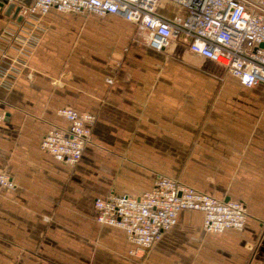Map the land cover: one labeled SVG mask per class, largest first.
<instances>
[{
  "label": "crops",
  "instance_id": "crops-1",
  "mask_svg": "<svg viewBox=\"0 0 264 264\" xmlns=\"http://www.w3.org/2000/svg\"><path fill=\"white\" fill-rule=\"evenodd\" d=\"M157 12L173 7L162 1ZM12 20L0 11V56L15 69L0 84V171L14 183L0 187V264H264V84L242 86L176 40L154 50L118 15L51 9ZM18 26L37 38L28 55L3 35ZM187 65L210 76L169 74ZM61 107L96 116L73 166L40 147L53 125H67ZM158 175L243 202L244 228L208 233L201 212L181 210L131 254L122 229L96 221L94 201L143 195Z\"/></svg>",
  "mask_w": 264,
  "mask_h": 264
},
{
  "label": "built area",
  "instance_id": "built-area-1",
  "mask_svg": "<svg viewBox=\"0 0 264 264\" xmlns=\"http://www.w3.org/2000/svg\"><path fill=\"white\" fill-rule=\"evenodd\" d=\"M165 1L172 15L157 12ZM51 9L61 12L118 15L134 23L146 44L164 49L171 40L185 44L192 53L225 65L239 84L251 87L264 84V0H33L20 5L22 20L41 18ZM20 21H18L20 23ZM15 22V19L12 20ZM18 26L4 29L7 39L20 43V54L28 55L37 44L33 33L22 34ZM0 56V84L11 85L12 62ZM57 113L66 126L53 125L40 147L57 161L75 165L90 142L96 116L61 107ZM4 115L0 113V122ZM0 187L13 188L9 175L0 171ZM96 221L122 229L135 245L131 254L143 255L163 233L172 227L181 210L203 214V229L221 233L242 230L248 218L246 205L238 200H223L203 193L177 178L158 175L150 191L133 197L109 194L94 201Z\"/></svg>",
  "mask_w": 264,
  "mask_h": 264
},
{
  "label": "rangeland",
  "instance_id": "rangeland-1",
  "mask_svg": "<svg viewBox=\"0 0 264 264\" xmlns=\"http://www.w3.org/2000/svg\"><path fill=\"white\" fill-rule=\"evenodd\" d=\"M170 59H173V60H176V59H179L181 60L180 58L178 57H174V56H171ZM187 65L186 68H182V67H171L169 69V74L171 76H182V77H187V78H191V77H194V76H210V74L208 73V71H206L204 69V65H203V68L202 69H199V68H193V66H189ZM215 90H218L219 92H223V91H227L225 88H223V84L221 83H218L216 85V89ZM218 97V96H217Z\"/></svg>",
  "mask_w": 264,
  "mask_h": 264
},
{
  "label": "water",
  "instance_id": "water-1",
  "mask_svg": "<svg viewBox=\"0 0 264 264\" xmlns=\"http://www.w3.org/2000/svg\"><path fill=\"white\" fill-rule=\"evenodd\" d=\"M2 10L4 15L11 16L16 21L22 19V15L19 13L20 5L13 0H0V11ZM261 46L264 47V43Z\"/></svg>",
  "mask_w": 264,
  "mask_h": 264
}]
</instances>
